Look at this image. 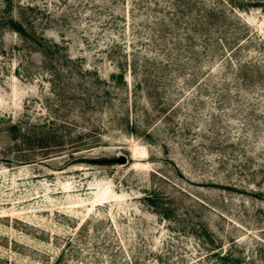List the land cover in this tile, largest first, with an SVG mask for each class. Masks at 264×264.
<instances>
[{
	"label": "rangeland",
	"instance_id": "374dc122",
	"mask_svg": "<svg viewBox=\"0 0 264 264\" xmlns=\"http://www.w3.org/2000/svg\"><path fill=\"white\" fill-rule=\"evenodd\" d=\"M196 1L0 0V264H263L264 0Z\"/></svg>",
	"mask_w": 264,
	"mask_h": 264
},
{
	"label": "trees",
	"instance_id": "16d2710c",
	"mask_svg": "<svg viewBox=\"0 0 264 264\" xmlns=\"http://www.w3.org/2000/svg\"><path fill=\"white\" fill-rule=\"evenodd\" d=\"M192 3L193 4L195 3V4L198 5L196 0H187V11L188 12H190L192 10V7H193ZM227 3H229V5L231 7L234 6V4H233L234 1L233 0H227ZM206 9H207L206 10V16H207L206 21L203 20L204 17H202L199 20V24L205 22L204 25H202V27L205 26L204 27L205 32L209 29V26H210L209 24L212 21L211 19L215 16V14H217L219 12L218 11L219 9H217V11L215 13L216 9L212 5L208 6ZM222 13L220 15V21H221L222 24L219 27V29H217V31H218V33H222L223 34V37L226 40L227 45L231 47V45H233L237 41V36H236L237 34H236L235 31H233V28L232 29H228V26H227L228 23L227 22L224 21V24H223V20L225 19V15L222 14ZM20 29H22V28L16 24L15 30L19 31ZM238 45H240V44H237V46ZM233 47L235 48V45ZM241 65L243 67H240L239 70L242 71V70H244L243 68L248 65V63H247V61L245 62L243 60ZM246 74H247V72H246V70H244L242 76L244 77ZM250 74H251V72H250ZM151 196H152V194L149 195V196L147 195V197H150V199H152ZM221 240H222V238H221ZM236 240L237 239H235V238H231L230 239L229 245L232 246L231 248L224 249V248H222V244H218V245H216V247H213L212 249H210L209 252L211 251V253L216 254L217 256H219L220 258H222L224 260H227L231 264H245V259L244 258H246V257H244L242 255L244 246L239 244L238 242H236ZM209 241L211 242V245H214V243H217V239L216 238L213 239V238L209 237ZM254 246H256V248H257L256 252L260 253L259 257L261 259V263L263 262V264H264V243L257 241ZM247 262H248L247 264H260V263L255 262V259L250 258V257L247 258Z\"/></svg>",
	"mask_w": 264,
	"mask_h": 264
},
{
	"label": "water",
	"instance_id": "95a60500",
	"mask_svg": "<svg viewBox=\"0 0 264 264\" xmlns=\"http://www.w3.org/2000/svg\"><path fill=\"white\" fill-rule=\"evenodd\" d=\"M121 160H124V157H121Z\"/></svg>",
	"mask_w": 264,
	"mask_h": 264
}]
</instances>
